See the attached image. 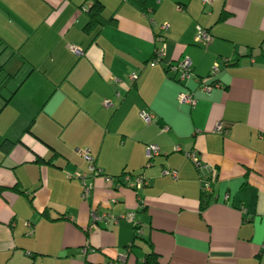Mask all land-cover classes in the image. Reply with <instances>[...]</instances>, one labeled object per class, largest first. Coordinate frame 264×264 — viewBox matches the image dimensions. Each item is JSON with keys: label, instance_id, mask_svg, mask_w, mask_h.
<instances>
[{"label": "crops", "instance_id": "crops-1", "mask_svg": "<svg viewBox=\"0 0 264 264\" xmlns=\"http://www.w3.org/2000/svg\"><path fill=\"white\" fill-rule=\"evenodd\" d=\"M98 1L115 23L90 33L94 0H0L15 92L0 113V264H144L151 251L158 264H264V0ZM197 26L213 36L205 47ZM184 56L194 76L181 83L168 66ZM214 64L220 86L205 92ZM187 91L195 107L179 103ZM150 145L161 154L148 164ZM125 174L149 184L129 188ZM128 213L139 237L111 221Z\"/></svg>", "mask_w": 264, "mask_h": 264}, {"label": "built area", "instance_id": "built-area-1", "mask_svg": "<svg viewBox=\"0 0 264 264\" xmlns=\"http://www.w3.org/2000/svg\"><path fill=\"white\" fill-rule=\"evenodd\" d=\"M202 4L204 6H208L211 5L214 0H201ZM169 28V24L164 23L160 29H161V33L158 34L157 36V40L160 41L161 43H164V36L163 33L165 31H167ZM213 40V36L211 35V33L204 29L201 26H197L196 27V44L201 46V47H205L207 46L210 42H212ZM71 51L78 55L81 56L83 55V50L77 47H71ZM155 54L157 55V57L162 56V50H156ZM158 60V58H156ZM224 64L228 63V59H225ZM220 70V66L219 64H214L213 68H212V73L209 76L210 79H198L199 82V86L201 87V89L205 92H210L211 90H213L214 88H218L220 85L218 83H212L211 82V78H213ZM168 71L173 72L176 75V79L178 82L184 83L189 81L193 76H194V72H193V65H192V61L188 56H184L183 58H181L179 61H177L175 64H170L168 66ZM130 79L132 82H135L138 79V74L137 73H132L130 75ZM117 81V80H116ZM178 101L180 104H188L192 107H195L197 104V100L194 97V94L192 91H187V92H183L179 94L178 97ZM106 105H110V101H105ZM141 117L142 119L146 122V123H150L152 120V115L148 112H141ZM214 132L216 133H224L227 131V129L223 126L222 123H218L216 124V126L214 127ZM177 151H179V148H176ZM82 157L89 161L92 166H91V170L94 173V175L96 174H100L99 170L93 166V158L91 157L90 153L88 150H83L81 152ZM161 154V150L158 146L156 145H150L147 147L146 149V157L148 160V164L157 156H159ZM186 156L192 160L194 162V164L200 169L202 168L203 164L200 161V158L198 156V154L195 151L192 152H188L186 153ZM164 174L166 175H171V176H176V172L165 169L164 170ZM71 177V176H70ZM75 177H79V174H75ZM125 184L126 186H128L129 188L135 189V190H139L142 189L144 187H146L149 184L148 179L144 176V175H126L125 174ZM201 190H202V194L204 196L209 195L212 192V186H211V181L207 178H204L201 181ZM91 191V187L84 185V190L82 193V197L83 198H87V196H89ZM102 219L105 220H109V216H102V217H97L96 215H92V221L93 222H97V221H101ZM119 219H124L125 221L130 222L131 224H133L136 228V231L138 234L141 233V229L138 226V223L135 220V214L133 213H128L125 216H122L121 218L118 217H111V221L112 222H119ZM30 225V224H29ZM33 228L30 225V233H32Z\"/></svg>", "mask_w": 264, "mask_h": 264}, {"label": "trees", "instance_id": "trees-1", "mask_svg": "<svg viewBox=\"0 0 264 264\" xmlns=\"http://www.w3.org/2000/svg\"><path fill=\"white\" fill-rule=\"evenodd\" d=\"M130 2L134 4L136 7H138L141 11L147 10L146 0H130ZM104 9L105 7L100 1L94 0L93 4L88 9L89 21L85 26V31L91 33L94 29H97L98 27L101 28L106 25L115 23L114 18H110V19L104 18L103 16ZM225 17H226V14L224 13L220 17V21H223ZM8 49H9V46L0 38V113L2 112V110L5 108V106L11 100V97L15 93V92H11L10 95H7V96L4 95V92L6 90V87L9 81V75L4 72L5 65L10 58V55L7 54ZM156 58L157 57L154 54L151 60L155 61ZM207 78L210 79L209 76ZM207 78H202V79H207ZM211 82L215 83V81L213 80H211ZM2 191H3V188L0 187V193ZM207 198L208 197L204 198L205 200L202 203V206H201L202 208L206 206L207 200H208ZM139 236L140 234L137 233L136 237H139ZM144 264H158V255L153 251L149 252L146 255Z\"/></svg>", "mask_w": 264, "mask_h": 264}, {"label": "rangeland", "instance_id": "rangeland-1", "mask_svg": "<svg viewBox=\"0 0 264 264\" xmlns=\"http://www.w3.org/2000/svg\"><path fill=\"white\" fill-rule=\"evenodd\" d=\"M10 88H11V87H10V85H9L8 88H7V90L10 89ZM4 95H7V92H6V91L4 92Z\"/></svg>", "mask_w": 264, "mask_h": 264}]
</instances>
